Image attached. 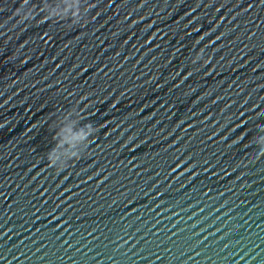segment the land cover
<instances>
[{
    "label": "water",
    "instance_id": "obj_1",
    "mask_svg": "<svg viewBox=\"0 0 264 264\" xmlns=\"http://www.w3.org/2000/svg\"><path fill=\"white\" fill-rule=\"evenodd\" d=\"M262 142L264 0H0V264H264Z\"/></svg>",
    "mask_w": 264,
    "mask_h": 264
},
{
    "label": "clouds",
    "instance_id": "obj_2",
    "mask_svg": "<svg viewBox=\"0 0 264 264\" xmlns=\"http://www.w3.org/2000/svg\"><path fill=\"white\" fill-rule=\"evenodd\" d=\"M19 7L17 8V13H19ZM201 58V57H200ZM199 58V59H200ZM207 62V61H205ZM87 128V131L84 129H81L78 133H76L72 137H67L64 136L59 140V143L57 144V147L50 150L49 153L47 154V161H48V167L56 169V171H62L69 167L70 159H65V160H60L59 157L61 153L59 152V149L62 148L63 144L65 142L69 143H76V142H84V148L80 150V152H72V153H66L65 155L70 157H76V160H79L82 155L84 154L85 150L87 149L88 145L91 143V140H89V137H93L94 133L97 131V129L89 123L88 125L85 126ZM65 131H70V130H65ZM256 155L257 156H264V142L261 143V146L256 150ZM75 160V161H76Z\"/></svg>",
    "mask_w": 264,
    "mask_h": 264
}]
</instances>
